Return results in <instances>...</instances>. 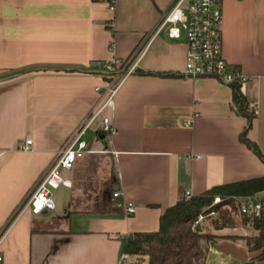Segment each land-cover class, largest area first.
Listing matches in <instances>:
<instances>
[{
	"label": "crops",
	"instance_id": "obj_1",
	"mask_svg": "<svg viewBox=\"0 0 264 264\" xmlns=\"http://www.w3.org/2000/svg\"><path fill=\"white\" fill-rule=\"evenodd\" d=\"M114 1L112 9L110 0H0L1 264H130L123 238L157 230L186 190L264 176V159L240 138L247 118L232 86L184 75L186 37L156 31L174 0ZM222 9L223 55L246 77L241 91L256 113L247 135L264 155V0H222ZM114 60L137 65L88 131L97 151L62 171L71 186L55 190V209L33 214L29 197L99 107L96 87ZM103 116L113 135L98 134ZM27 138L31 148L21 149ZM109 180L122 194L103 210L95 203ZM212 243L236 264L257 254L242 238ZM210 255L209 245L207 264Z\"/></svg>",
	"mask_w": 264,
	"mask_h": 264
},
{
	"label": "built area",
	"instance_id": "obj_2",
	"mask_svg": "<svg viewBox=\"0 0 264 264\" xmlns=\"http://www.w3.org/2000/svg\"><path fill=\"white\" fill-rule=\"evenodd\" d=\"M114 0H110L111 8L114 9ZM185 4L187 6H185ZM222 23L223 9L222 0H174L172 5L161 16L156 31L166 29L171 37H181L187 39L188 54L184 75L190 77L211 76L220 81L231 84L234 82L242 83L246 77L235 67H232L223 55L222 48ZM126 62L114 60L107 64L110 71V78L102 88L96 87L100 93L98 104L90 115L80 123L71 133L69 138L60 147L57 153V160L48 173L37 184L35 190L28 199L26 209L33 214H40L44 211L55 209L56 203L54 192L61 186H71V181L66 179L62 171L72 169L77 159L82 158L86 153L97 150L90 148L85 135L90 127L96 122L102 111L112 106L113 98L119 84L131 74L137 64L128 66ZM116 128L109 116H103L100 120L98 134L113 135ZM32 139H25L20 148L29 150ZM121 190L115 189L113 196L121 197ZM193 193L185 191V196L190 198ZM221 198L217 196L214 203H220ZM239 214L258 215L264 206V190L254 194L240 196L237 199ZM127 214L135 212L133 203L125 206ZM216 210L202 212L194 221V226L202 224L203 219L209 216H216ZM122 260L130 264L137 262V256L123 252ZM3 256L0 252V264Z\"/></svg>",
	"mask_w": 264,
	"mask_h": 264
},
{
	"label": "trees",
	"instance_id": "obj_3",
	"mask_svg": "<svg viewBox=\"0 0 264 264\" xmlns=\"http://www.w3.org/2000/svg\"><path fill=\"white\" fill-rule=\"evenodd\" d=\"M141 73L174 75L170 72L144 71ZM230 85L233 89V103L237 112L247 118V125L240 138L264 159L257 144L247 135L256 114L255 109L241 91V83L234 82ZM262 190H264V176L214 185L190 198H187L184 192L175 204L165 209L157 230L133 232L124 237V252L140 259L135 264H143L142 258L147 260V264H207L211 241L219 237H232L204 231L201 224L194 226L198 215L215 209L217 214L210 219L212 228L222 230L233 227L236 225V213L232 211L238 212L237 199ZM113 191L112 181L109 180L101 189L96 206L104 208L103 210L109 209L115 198ZM217 196L221 198L220 203H214ZM240 216L242 223L256 232L242 237L246 241L247 249L250 252H257L247 264L255 260L264 264V206L258 215L240 214Z\"/></svg>",
	"mask_w": 264,
	"mask_h": 264
},
{
	"label": "rangeland",
	"instance_id": "obj_4",
	"mask_svg": "<svg viewBox=\"0 0 264 264\" xmlns=\"http://www.w3.org/2000/svg\"><path fill=\"white\" fill-rule=\"evenodd\" d=\"M185 6H187V5L185 4ZM88 131L85 135V139L90 142L92 138H91V134ZM232 213H236L235 214L236 225L233 227L224 228V231H226V234H224L225 236L232 237L231 239L236 240L235 239L236 237H237V239H239V237L242 238L243 236L250 235V234H253L255 232L253 229H251L250 227H248L242 223L241 216L237 211L236 212L232 211ZM212 217H214V215L209 216V217H207V219L202 220L203 222L201 225L203 227V230L204 231H210L214 234H216L218 231L221 232V230H215L214 228H212V226L210 224V219ZM243 233H245L246 235ZM216 235H218V234H216ZM238 242H241V241H238ZM227 248H229V249L235 248L236 250H238L240 252L245 251L244 248H242L241 246H238L236 244L234 246V244H232L231 242L227 243ZM210 254H211L210 255L211 259L209 260L208 264H216V263H218V264H236V262L240 260V259H234V257L230 258L227 255V253L221 249V247L219 245L213 244V243L210 244ZM142 260L144 261L145 259L142 258ZM139 261H140V259L137 257V262H139ZM143 261H142V263H143Z\"/></svg>",
	"mask_w": 264,
	"mask_h": 264
},
{
	"label": "water",
	"instance_id": "obj_5",
	"mask_svg": "<svg viewBox=\"0 0 264 264\" xmlns=\"http://www.w3.org/2000/svg\"><path fill=\"white\" fill-rule=\"evenodd\" d=\"M103 136V135H102Z\"/></svg>",
	"mask_w": 264,
	"mask_h": 264
}]
</instances>
